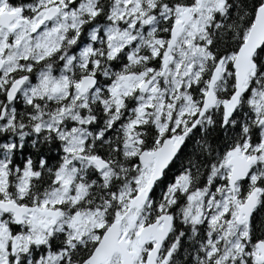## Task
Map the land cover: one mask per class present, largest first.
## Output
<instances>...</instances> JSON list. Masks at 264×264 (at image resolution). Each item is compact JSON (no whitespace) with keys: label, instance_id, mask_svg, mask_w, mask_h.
<instances>
[{"label":"snow or ice","instance_id":"1","mask_svg":"<svg viewBox=\"0 0 264 264\" xmlns=\"http://www.w3.org/2000/svg\"><path fill=\"white\" fill-rule=\"evenodd\" d=\"M261 206L264 0H0V264H264Z\"/></svg>","mask_w":264,"mask_h":264},{"label":"trees","instance_id":"2","mask_svg":"<svg viewBox=\"0 0 264 264\" xmlns=\"http://www.w3.org/2000/svg\"><path fill=\"white\" fill-rule=\"evenodd\" d=\"M215 135V133H213ZM179 163V161H177ZM264 221V206H261L254 213V224L257 226V230H259L260 222Z\"/></svg>","mask_w":264,"mask_h":264}]
</instances>
